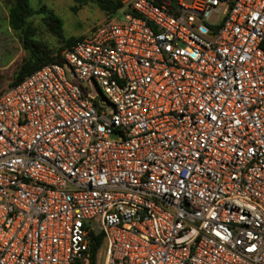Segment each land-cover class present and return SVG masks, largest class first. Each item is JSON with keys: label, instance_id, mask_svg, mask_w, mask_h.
<instances>
[{"label": "built area", "instance_id": "built-area-1", "mask_svg": "<svg viewBox=\"0 0 264 264\" xmlns=\"http://www.w3.org/2000/svg\"><path fill=\"white\" fill-rule=\"evenodd\" d=\"M114 1L0 94V264H264V0Z\"/></svg>", "mask_w": 264, "mask_h": 264}, {"label": "rangeland", "instance_id": "rangeland-1", "mask_svg": "<svg viewBox=\"0 0 264 264\" xmlns=\"http://www.w3.org/2000/svg\"><path fill=\"white\" fill-rule=\"evenodd\" d=\"M185 4L190 5L191 0H185ZM28 5L33 11L45 7L61 22L62 37L55 35L53 28L48 27L45 21L46 13L29 18L38 49L52 58L57 50L61 55L65 40L86 38L109 18L92 2L78 7L72 0H28ZM111 18L120 20L121 15L115 13ZM26 56L27 52L23 49L19 36L9 29L6 9L0 5V94L8 89Z\"/></svg>", "mask_w": 264, "mask_h": 264}, {"label": "trees", "instance_id": "trees-1", "mask_svg": "<svg viewBox=\"0 0 264 264\" xmlns=\"http://www.w3.org/2000/svg\"><path fill=\"white\" fill-rule=\"evenodd\" d=\"M78 7L84 6L88 2L95 3L98 8L104 12L108 17L118 9V3L114 0H72ZM4 6L8 17V26L11 31L17 34L21 40L23 49L27 52V56L20 65L18 71L13 77L12 82L8 85V89L14 87L27 76L36 70L41 69L49 63L61 64V55L59 50L55 52V57H50L45 52L38 49L37 42L34 39V28L29 21L33 15L46 13L45 21L48 27L53 28V33L62 37V26L60 20L51 12L47 11L45 7L39 10H31L28 5V0H0ZM51 28V29H52ZM81 38H71L64 41L65 48L71 46L75 41ZM63 50V51H64ZM7 89V90H8ZM5 92V91H4ZM2 94V93H1ZM95 253V249H94Z\"/></svg>", "mask_w": 264, "mask_h": 264}, {"label": "crops", "instance_id": "crops-1", "mask_svg": "<svg viewBox=\"0 0 264 264\" xmlns=\"http://www.w3.org/2000/svg\"><path fill=\"white\" fill-rule=\"evenodd\" d=\"M0 5L2 6V4L0 3ZM7 21H8V17H7Z\"/></svg>", "mask_w": 264, "mask_h": 264}]
</instances>
